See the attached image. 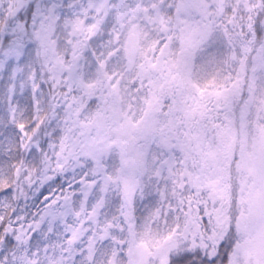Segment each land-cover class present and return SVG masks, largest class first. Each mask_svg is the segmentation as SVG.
<instances>
[{
	"label": "snow or ice",
	"instance_id": "1",
	"mask_svg": "<svg viewBox=\"0 0 264 264\" xmlns=\"http://www.w3.org/2000/svg\"><path fill=\"white\" fill-rule=\"evenodd\" d=\"M159 8L179 36L184 16L203 29L181 48L189 80L233 50L264 60V0ZM147 15L139 0H0V264H264V205L245 202L223 221L192 200L153 115L141 128L108 119L106 91L78 83L81 63L85 78L109 57L123 67L128 22ZM169 39L160 32V46ZM161 95L154 115L176 116L182 94Z\"/></svg>",
	"mask_w": 264,
	"mask_h": 264
},
{
	"label": "rangeland",
	"instance_id": "2",
	"mask_svg": "<svg viewBox=\"0 0 264 264\" xmlns=\"http://www.w3.org/2000/svg\"><path fill=\"white\" fill-rule=\"evenodd\" d=\"M139 2L148 15L146 20L134 17L128 22L122 37L124 66L109 63V57L104 69L85 78L81 63L78 83L95 95L106 91L105 98L111 102L103 115L108 119L122 115L133 128H141L153 115L157 133L180 155V179L189 177L195 186L192 200L200 197L210 209L215 206L223 221L245 202L264 205V60L260 52L250 47L244 54L233 50L213 71L189 80L181 73V48L187 50L197 43L203 29L193 17L184 16L180 18L184 34L179 36L175 18L159 8L171 0ZM175 2L192 5L204 0ZM161 31L170 35L162 46ZM132 35L133 47L129 43ZM82 44L86 46L87 41ZM74 55L82 58L83 52ZM57 57L64 63L63 53ZM172 87L182 94L183 107L174 117L167 112L154 115L160 112L161 92ZM119 123L125 127L123 120Z\"/></svg>",
	"mask_w": 264,
	"mask_h": 264
},
{
	"label": "water",
	"instance_id": "3",
	"mask_svg": "<svg viewBox=\"0 0 264 264\" xmlns=\"http://www.w3.org/2000/svg\"><path fill=\"white\" fill-rule=\"evenodd\" d=\"M134 41H135V38H134V36L132 35L131 38H130V40H129V43H130V45H131L132 47L134 46Z\"/></svg>",
	"mask_w": 264,
	"mask_h": 264
}]
</instances>
